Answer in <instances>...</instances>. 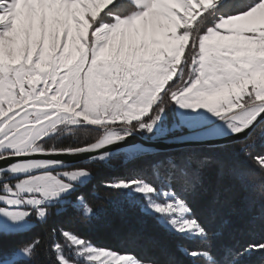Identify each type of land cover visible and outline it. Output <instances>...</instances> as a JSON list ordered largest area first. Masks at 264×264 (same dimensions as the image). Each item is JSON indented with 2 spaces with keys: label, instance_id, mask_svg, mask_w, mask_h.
Instances as JSON below:
<instances>
[{
  "label": "snow or ice",
  "instance_id": "1",
  "mask_svg": "<svg viewBox=\"0 0 264 264\" xmlns=\"http://www.w3.org/2000/svg\"><path fill=\"white\" fill-rule=\"evenodd\" d=\"M116 156V226L155 257L80 230ZM146 219L195 264H264V0H0V264H182Z\"/></svg>",
  "mask_w": 264,
  "mask_h": 264
},
{
  "label": "trees",
  "instance_id": "2",
  "mask_svg": "<svg viewBox=\"0 0 264 264\" xmlns=\"http://www.w3.org/2000/svg\"><path fill=\"white\" fill-rule=\"evenodd\" d=\"M97 133L88 132L84 135L86 139H91ZM75 139H69L67 142H71ZM85 140V139H84ZM83 141V140H82ZM138 167V163L131 162L129 164L124 163L123 156H116L109 158L106 164L97 165L95 163H89V168L93 172V179L83 190L82 195L86 197V202L89 206L93 207L98 213V219L91 222L90 225H80V230L89 235L97 243L107 245L113 248L128 251L130 253H139L141 255H148L155 257L158 253V248L149 247L144 245H132L126 244L122 239L121 233L115 223V215L112 213V196L110 195V189L105 187V181L115 177L118 174H124L130 169ZM249 200L258 202L262 196V193L258 188H250L247 192ZM75 216H80L79 212L73 213ZM57 218H53L49 221V225L53 223H61ZM49 225L37 224L33 231L25 238H30L32 235H44ZM145 227L147 230L157 239H161L162 242L174 253L182 264H195V262L181 252L182 248H196L200 247L199 241L185 240L182 238L165 239L161 236L157 229L155 222L151 219H146ZM232 238L227 232L224 235L219 236L215 240V251L219 253L225 245L231 244ZM43 259V258H42ZM203 264V262H201Z\"/></svg>",
  "mask_w": 264,
  "mask_h": 264
},
{
  "label": "rangeland",
  "instance_id": "3",
  "mask_svg": "<svg viewBox=\"0 0 264 264\" xmlns=\"http://www.w3.org/2000/svg\"><path fill=\"white\" fill-rule=\"evenodd\" d=\"M88 132L89 131L78 132V133H76L75 136H71V137H69V136H67V134H65V136L60 137L59 141H57V142H67L69 139H75V140L79 139L82 141V140L86 139L84 135L88 134Z\"/></svg>",
  "mask_w": 264,
  "mask_h": 264
},
{
  "label": "water",
  "instance_id": "4",
  "mask_svg": "<svg viewBox=\"0 0 264 264\" xmlns=\"http://www.w3.org/2000/svg\"><path fill=\"white\" fill-rule=\"evenodd\" d=\"M129 142L130 143H133V142H135V143H142L143 142V138L137 137L136 138V141H133L132 138H130V141ZM124 151H130V149H124ZM88 163H91V162H88Z\"/></svg>",
  "mask_w": 264,
  "mask_h": 264
}]
</instances>
